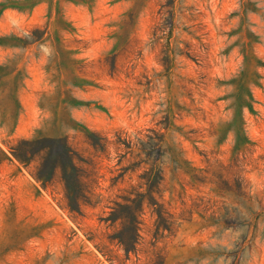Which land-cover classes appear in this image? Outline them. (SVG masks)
<instances>
[{
    "label": "rangeland",
    "instance_id": "rangeland-1",
    "mask_svg": "<svg viewBox=\"0 0 264 264\" xmlns=\"http://www.w3.org/2000/svg\"><path fill=\"white\" fill-rule=\"evenodd\" d=\"M0 264H264V0H0Z\"/></svg>",
    "mask_w": 264,
    "mask_h": 264
},
{
    "label": "trees",
    "instance_id": "trees-1",
    "mask_svg": "<svg viewBox=\"0 0 264 264\" xmlns=\"http://www.w3.org/2000/svg\"><path fill=\"white\" fill-rule=\"evenodd\" d=\"M24 161H25V160H24ZM68 206H69V208H70V207H73V204L69 203V205H68Z\"/></svg>",
    "mask_w": 264,
    "mask_h": 264
}]
</instances>
